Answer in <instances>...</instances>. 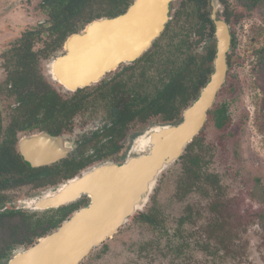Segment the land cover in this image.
Here are the masks:
<instances>
[{
  "label": "rangeland",
  "instance_id": "obj_1",
  "mask_svg": "<svg viewBox=\"0 0 264 264\" xmlns=\"http://www.w3.org/2000/svg\"><path fill=\"white\" fill-rule=\"evenodd\" d=\"M184 1L174 2L173 15ZM38 2L0 0V110L5 128L13 117L11 106L15 100L5 92L7 73L2 55L11 45H16L13 41L25 30L36 28L40 20H46L37 11ZM218 3L222 19H227L229 7V25L235 39L229 53L228 60L232 64L229 75L215 104L226 105L230 125L229 130L221 133L209 116L198 138H201L204 150L208 151L205 153L203 173L217 176L221 191H214L211 184L203 185L202 182L189 190L182 184V165L174 164L163 174L153 194L159 214L156 217L161 225L153 229L136 221L139 213L82 264H264V69L260 65L264 56V2L254 4L252 9H247L240 0H228L227 4L218 0ZM112 6L109 0H98L90 11L105 15ZM206 11L211 12V8L207 7ZM183 21L172 26L168 36L161 39L160 46L165 49L174 31L189 26L186 19ZM38 39L45 41L47 37ZM188 41L193 44L195 53H201L206 42L195 36L194 30ZM41 46L43 43L37 48ZM51 61L43 60L41 63L48 81L47 70ZM56 89L64 96L72 95L65 94L61 88ZM104 111L101 108L92 114L91 109V113L81 115L74 129L76 132L68 136L81 141L83 134L93 128L90 124L104 125ZM159 123L162 125L158 119L145 124L134 123L118 142L122 148L112 162H124L136 137ZM46 191H32L25 187L10 194L9 201L1 206L0 212L20 209L25 214L23 217L0 220V252L15 240L20 241L34 227V215L43 216L42 212L35 213L21 206L24 202L42 197ZM189 205L194 208L193 223L179 232L182 239L177 236L178 222ZM151 206L152 198L142 213H146ZM21 226L27 229V233L20 231L18 227ZM188 235H192L191 240H185ZM183 242H189L190 246L180 255L173 248L180 247ZM27 247L19 246L10 258Z\"/></svg>",
  "mask_w": 264,
  "mask_h": 264
},
{
  "label": "water",
  "instance_id": "obj_2",
  "mask_svg": "<svg viewBox=\"0 0 264 264\" xmlns=\"http://www.w3.org/2000/svg\"><path fill=\"white\" fill-rule=\"evenodd\" d=\"M175 1L135 0L126 13L95 20L71 36L65 55L54 59L50 66L54 84L77 92L100 83L122 65L139 60L164 33ZM211 4L217 40L213 72L185 109L182 120L152 126L138 135L124 162L99 164L51 191L52 195L22 204L33 211H45L85 197L90 200L54 232L14 254L7 264H82L145 211L163 174L180 161L205 128L227 81L233 35L229 24L218 18V0H211ZM138 142H143L144 148H138ZM19 150L25 162L35 168L66 159L73 144L43 133L24 138Z\"/></svg>",
  "mask_w": 264,
  "mask_h": 264
},
{
  "label": "trees",
  "instance_id": "obj_3",
  "mask_svg": "<svg viewBox=\"0 0 264 264\" xmlns=\"http://www.w3.org/2000/svg\"><path fill=\"white\" fill-rule=\"evenodd\" d=\"M42 1L46 5H49L48 7H45V9L51 14V19L56 29V31L52 33V43L50 44L51 46H53L52 52H56L57 50H59V48L62 47V44L69 35L78 32L79 22L84 20L85 23H89L95 19L102 18L103 16H117L119 14V12L117 11L118 7L124 4L128 5L131 2V0H128L127 2L125 0H109V2L113 6L109 9L107 14L102 15L100 13L95 14L90 11V9L98 0ZM220 1L224 4L228 3V0ZM240 1L247 9H252L254 4L256 3L264 2V0ZM208 3V0H190L189 4H187L188 6L185 9V14L188 24L192 19V31L196 20L195 17L201 15V9H203V7L206 8ZM228 10L229 7H227V21L229 23L231 20V13ZM206 14L202 15V18L205 22L207 21L212 24L210 18L208 17V13ZM178 16H180V14ZM174 32L175 34L173 38H180L178 42L172 40L164 49L162 46H160L159 43L161 42V40H159L149 51V53L146 54L136 65L135 69L137 68V66L143 69V72L141 73L142 83H138V85L139 87H144V84L151 82V80L147 78L146 71L150 69V65H154L156 63L151 53L157 54L159 52H162L171 54L170 58H165V69L163 73L164 76L159 80V83L162 84L164 88L159 89L154 95H150L147 93L142 99L139 98V103L134 102V99L136 97H133L132 103L134 104V106L132 108V111L134 113V116L129 117L128 120L134 121L138 119V121L141 123H147L152 118L162 115V121L166 124H176L180 122L182 120L183 111L195 98H197L200 90L205 86L211 73L213 72V62L216 55L215 48L211 47L204 55L196 54L193 49L192 53H190L191 44L189 43L188 39L182 38V32ZM165 36H168V33H165L163 38ZM233 44H235V39ZM22 52L23 54L20 56V58L22 59L20 60L18 66L20 71L17 75L19 78V87L21 85L22 87L26 85H23V81H26L27 77H29V75L31 74H27V68L33 67L35 69L38 63V58L36 57V55L31 54V50L29 47H25V49H22ZM142 62L145 63L144 66H141ZM231 65L232 64L229 62L230 67ZM260 65H262L264 69V56L261 58ZM130 69L131 68H127L126 72H128ZM124 73H121L119 77L123 78ZM111 84L112 82L105 83L103 86H100V90H103L102 87H106ZM119 84L126 87L128 85V82L125 80H121ZM16 88H18L17 85ZM130 93L135 94V92ZM26 97L27 98L23 99L24 104L23 106H21L23 107L22 110L30 111L31 113H33L35 111H39V109H43L45 110V113L47 117H49V119L41 121L36 120L32 123L24 124L25 126L23 130L43 128L47 125V128L50 127L49 130L55 135L62 133L65 128H68L73 115L79 107L78 102L80 101V99H78L77 101V99L75 98L72 101L65 102L54 89H48L39 94L31 92L30 94H27ZM30 99L33 100L32 103L29 101ZM136 100L137 99H135V101ZM135 107H139L140 109H134ZM209 116L213 120L216 128L221 131V133L229 130L228 128L230 125V117L227 113L226 105H215V108L210 112ZM118 121L120 123L116 125V132H121L123 126L122 121ZM200 139L201 138H196L195 141L187 147L186 154L180 159L179 162L175 164L178 165L180 163L182 165V184H185L190 190L199 182H202L203 185L209 183L213 187L214 191L219 190L221 187H219L218 177L213 175H205L203 173V166L206 159L205 153H207L208 151L204 150L205 147ZM16 142V136L11 133L8 140H6L0 146V172L8 171L14 175H19L21 174L20 170L28 171L29 178L27 179V183L34 184L36 189L45 188L49 185L54 186L63 182L64 180L72 179L80 171H82L92 163L107 160L116 156L122 148L121 146L119 147L117 143H112L111 148L104 145L103 148L97 150L95 155H90L88 157L75 156L74 158L64 161L62 164L54 166L52 168L31 170L23 164L20 156L16 154V152L13 153L11 151V149L15 148ZM9 166H11L12 169L8 168ZM9 182L10 180H6L3 185L0 186L1 189H7L6 187L10 186H8ZM22 182H24V180L21 181V183ZM86 202L87 199H84L70 206L43 213V216L41 217H37L36 215H34L32 219L36 218V225L32 229V231L35 232L34 234L38 237L47 234L52 229L60 226L65 220H67V218H69L70 215H72L74 211L85 205ZM1 206L2 205L0 204V208ZM193 209L194 208L192 205L187 206V208L185 209L186 214L180 217L178 222L179 230L177 236L181 237L182 234H179V232L181 230H184L187 225H191L193 223ZM14 215H20V217H23L24 213L19 211H6L5 213H0V220L2 218H7ZM156 216H159V214L156 208V197L154 195L152 197V206L146 213H140L136 218V221L147 224L149 227L155 229L159 225H161L159 223V219ZM191 237L192 235H188L185 240H191ZM31 243L32 240L27 244ZM183 243L184 244H182L180 247L173 248L180 255L184 253L186 247L190 246V244H188L189 242ZM22 244H25V242L18 241L16 242V244L10 245L3 249V252H1L0 254V264H7L11 259L10 257L12 256L13 250H15L18 245Z\"/></svg>",
  "mask_w": 264,
  "mask_h": 264
},
{
  "label": "flooded vegetation",
  "instance_id": "obj_4",
  "mask_svg": "<svg viewBox=\"0 0 264 264\" xmlns=\"http://www.w3.org/2000/svg\"><path fill=\"white\" fill-rule=\"evenodd\" d=\"M44 1L46 2V0H44ZM125 1L127 2L128 0H125ZM134 1L135 0H131L130 4H128V5H126V4L120 5L117 9V11L119 12V14L117 16L126 13L128 11V9L130 8V6L134 3ZM208 1H209L208 5L206 6V8L203 7V9H201V11H202L201 13H204V14L208 13L206 11V9H207V7H210L211 12L208 13V17L210 18L212 24H210L207 21L205 22L204 19L202 18V16L199 15V17L198 16L196 17V20L194 23L195 29H193L195 36L197 35L200 37V39L206 40V42L203 43L204 46L201 48L202 52L196 53V54H200V55H204L211 47L215 48V50L217 52L216 25H215L214 21L212 20L211 0H208ZM189 2H190V0H186V1H184V3H180L179 10H176V13L174 15L172 14L171 20L167 24L166 29H165L164 33L162 34V36H160L154 42L152 47L139 60H137L136 62H134L130 65H122L117 71L107 74L105 76V78L98 84H95L93 86H90V87H87L84 89H80L77 92H69V91H66L63 88L57 86L56 84H54V82L52 80V75L50 73V71H51L50 66H51L52 62L57 57L65 55V53H64L65 45L71 36L81 33L82 31L85 30V28L90 23H92L95 20L102 19V18H115L117 16H114V17L103 16L102 18L95 19L89 23H85L84 20L79 22L78 32H75V33L69 35L67 37V39L64 41V43L62 44V47L59 48V50H57L56 52H52L53 46H51L50 44L52 43V33L55 32L56 29H55L54 23L51 19V14L45 9V7H48L49 5H46L42 0H39L37 7H36L38 9L37 11L39 12L40 15H43L46 20L45 21L40 20L38 22L36 28L25 30L18 38H16L13 41V43H15L16 45H11V48L9 50H7L2 55V57L4 58L3 67L5 68L6 73H7V77L5 80V92H6L8 97L14 99L15 101H14V104L11 106V111H12L13 117H11L10 122L6 128L4 126V122H3V118H2V112L0 110V146L6 140H8L9 136L12 133L14 136H16L17 142L15 144V148L11 149V151L13 153L16 152V154H18L20 156L23 164L25 166H27L29 169L37 170V169H42V168H52L54 166H58V165L62 164L64 161H67L71 158H74L75 156L88 157L90 155H95L97 150L103 148L104 145L111 148L112 143L118 144V142L122 139V137L127 132V130L131 126H133L134 123L135 124L141 123L138 121V119H136L134 121L128 120L129 117L134 116V113L132 111V108L134 106V104L132 103L133 102L132 98L136 97L135 99H137V100L135 101V99H134V102L139 103L140 102L139 98L142 99L147 93L150 95H154L159 89L164 88L163 85L159 83V80L164 76L163 73H164V69H165V58H167V59L170 58L171 54L170 53H162V52H159L157 54L151 53V55L154 57L156 63L154 65H150L149 66L150 69L148 71H146L147 78H149L151 80V82L144 84L145 85L144 87L143 86L139 87V85H138V83H142L141 73L143 72V69L139 68V66H137L136 69H135V67L138 64V62H140V60L146 54L149 53V51L154 47V45L159 40H161L163 38L165 33H169L168 32V31H170L169 27L171 29L172 26L173 25L175 26L178 22L181 23V22H184L183 21L184 19L187 20V17L185 14L186 13L185 9L188 6L187 4H189ZM179 14H180V16H178ZM218 18L222 19V17L220 16V12L218 13ZM223 20H225L228 23L227 19H223ZM174 22H175V24H173ZM196 25H198V29H196ZM231 31H232V29H231ZM176 32H182L183 33L182 38L186 37V38L191 40L192 19H191L188 27H180ZM232 35H233V33H232ZM40 37H42V38L47 37V39L45 41H42V40L38 39ZM179 39L180 38H173L170 41L174 40V41L178 42ZM41 43H43V46H41L40 48H37L38 44H41ZM233 43H234V35H233ZM25 47H29L31 50V54L36 55V57L38 58L37 59L38 63L36 65L35 69L33 67L27 68V70H26L27 74H29V73H31V74L29 75V77H27L26 81H23L24 82L23 85L24 84H26V85L24 87H22V85L19 87V85H18L19 84V78L17 75H18L20 69L18 68V66H19L20 60L22 59V58H20V56L23 54V52H25V51L22 52V49H25ZM190 51H191L190 53H192V44H191ZM18 55H19V57H18ZM228 59H229V55H228ZM18 60H19V62H18ZM43 60H52L51 63L48 65V70H47V72H48L47 76H49V81H48L47 77L42 72L41 63ZM142 65L144 66L145 63L142 62L141 66ZM228 65H229V60H228ZM213 67H214V62H213ZM127 68H131V69L128 72H126ZM229 70H230V66H229ZM121 73H124L123 78L119 77V75ZM112 74H114V75H112ZM228 75H229V72H228ZM121 80L127 81L128 85L126 87L120 85L119 83ZM111 82H112L111 85L106 86V87H102L103 90L102 89L100 90V88H101L100 86H103L105 83H111ZM16 85L18 86V88H16ZM56 88H61L62 91L65 92V94L68 93V94H72V95L64 96V94L62 95V93L59 92ZM48 89H52V90L54 89L55 91H57V93L60 95V97L65 102L72 101L75 98L77 99V101H78V99H80V101L78 102L79 107H78L77 111L75 112V114L73 115L68 128H65L62 131V133L56 134V135L53 134L49 130L50 127L47 128V125L43 128H35L32 130H23V128L25 126L24 124H29V123H32L36 120L41 121V120L49 119V117H47V115L45 113V110H43V109H39V111H35V112L31 113L30 111L22 110L23 107H21L24 104L23 99L27 98L26 97L27 94H30L31 92L35 93V94H39V93H42L43 91H46ZM130 92H135V94H131ZM29 101L31 103L33 102V100H31V99ZM92 104H94V105H92ZM104 107L106 109L105 111H104ZM101 108H103V111H104L103 114L105 115L104 117L106 120L104 125H101V124L96 123V122L90 124V126L93 128H91L88 133L83 134L84 136L81 139V141H79L77 139L75 140V139L68 136L69 134H71L75 131L74 130L75 127L77 126V124L81 120V115L87 114L88 112H90L91 109L93 110L92 114H95L96 112L100 111ZM134 109L139 110L140 108L135 107ZM184 111H183V113H184ZM153 119H158L162 122V125L163 124L166 125V123H164L162 121V115L152 118L149 122H151ZM118 120L122 121L123 126H122L121 132L120 131L116 132V130H117L116 125L118 123H120ZM149 122H147V123H149ZM159 125H161V124L159 123ZM43 133H47L51 136L63 137L65 139H67V141L69 143L73 144V151L68 155V157L66 159L61 160V161H59L53 165H46V166H40V167L33 168L32 166H30L28 163L25 162L22 154L20 153L19 146H20L21 141L24 138L41 135ZM101 136L103 137V139ZM100 138L102 139V141H100ZM91 143H93V144H91ZM118 146L120 147L119 144H118ZM112 158H109V159L103 160V161L94 162L91 165H89L88 167H86L85 169H83L82 171H80L76 176H78L82 172L89 170V169H91V168H93L99 164L113 161ZM8 168H11V166H9ZM20 172H21V174H19V175L18 174L14 175L8 171L0 172V186H2L6 180H10L8 186L9 185L11 186V187L10 186L6 187L7 189H1V187H0V204L2 206L5 205V202L8 200L10 194L17 189L27 187L32 191H35V190H38V191L45 190L46 191L50 188L56 187L54 190H52V191H56L57 188L62 186L64 183L73 179L72 178V179L64 180L63 182H61L57 185H54V186L49 185L48 187H45V188L36 189L34 184L27 183V181H28L27 179L29 178L28 171H25V170L21 171L20 170ZM40 178H42V177H40ZM23 180H24V182L25 181L26 182L21 183V181H23ZM46 194L52 195V192L51 191L47 192L43 196H45ZM42 197L31 199L30 201L24 202V203H33L34 201L36 202L38 199H40ZM84 199H87L86 204L81 206L78 210L85 207L90 202V200L87 197L82 198L81 200H84ZM81 200H79V201H81ZM79 201H77V202H79ZM77 202H75V203H77ZM70 205H72V204H70ZM70 205H68V206H70ZM64 207H67V206H63L60 208H64ZM60 208H58V209H60ZM58 209H51V210H45V211H35V213H38V212L46 213V212H49L52 210H58ZM78 210L74 211L72 213V215L75 212H77ZM6 211H15V212L19 211V212L24 213L20 209H18V210H6ZM6 211L0 212V213H5ZM72 215H70L69 218ZM18 216L20 217V215H14V216H10L7 218L11 219V218L18 217ZM7 218H2V219L4 220ZM69 218H67V220ZM33 220L35 222V224L33 226L35 227L36 218H33ZM60 226H58L55 229H52L50 232H48L47 234L42 235L40 237L36 236L34 234L35 232L32 231V229L34 227H32L28 233L26 232L27 229L25 227H22V226L18 227L22 233L26 232L27 234L24 235L23 238L20 240V241H24L25 244L18 245L15 248V250H13V253H14V251H16V249L19 248V246L25 245V246H28L27 249H29L30 247H32L33 245L38 243V241L41 238L51 234L56 229H58ZM19 229H18V231H19ZM31 240H32V243L27 244ZM18 241L19 240H15L13 243L16 244V242H18ZM13 243L10 245H14ZM10 245H8V246H10ZM27 249H25V250H27ZM1 252H3V250ZM1 252H0V254H1Z\"/></svg>",
  "mask_w": 264,
  "mask_h": 264
},
{
  "label": "bare ground",
  "instance_id": "obj_5",
  "mask_svg": "<svg viewBox=\"0 0 264 264\" xmlns=\"http://www.w3.org/2000/svg\"><path fill=\"white\" fill-rule=\"evenodd\" d=\"M138 148H144L143 142H138L136 145ZM34 201V200H33Z\"/></svg>",
  "mask_w": 264,
  "mask_h": 264
}]
</instances>
